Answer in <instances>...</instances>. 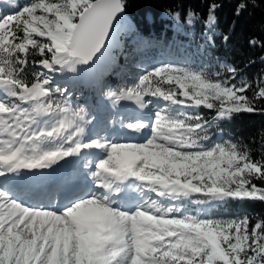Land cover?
<instances>
[{"label":"snow or ice","instance_id":"obj_1","mask_svg":"<svg viewBox=\"0 0 264 264\" xmlns=\"http://www.w3.org/2000/svg\"><path fill=\"white\" fill-rule=\"evenodd\" d=\"M250 6L236 0L235 15ZM221 7L211 0L184 22L202 23L211 42ZM125 8L29 0L0 14V264H264V217L208 215L264 202V133L256 158L239 140L213 139L235 115L264 114V74L154 65L131 85L101 87L113 107L139 110L119 128L74 106L72 87L105 56Z\"/></svg>","mask_w":264,"mask_h":264},{"label":"trees","instance_id":"obj_2","mask_svg":"<svg viewBox=\"0 0 264 264\" xmlns=\"http://www.w3.org/2000/svg\"><path fill=\"white\" fill-rule=\"evenodd\" d=\"M10 1L19 6L29 2V0H0V14L9 11L7 2ZM209 2L211 0H125L124 17L115 26L114 38L108 44L117 64L147 63L154 56V48L158 47L175 64L206 67L210 72L222 71L220 65H230L240 69L246 79L254 81L264 74V60L261 59L264 57V47H261V43H264V0H257V7L250 6L248 11L239 17L235 15L236 0H216L222 7L217 11L218 23L211 42L205 39L202 23L189 26L184 22L186 13L190 10L205 16ZM177 12L180 13V21L174 19V14ZM125 17L126 21H124ZM225 36L228 37L227 40L224 39ZM252 40L260 43L253 46L250 43ZM122 75V70L107 66L103 57L96 68L75 84L79 90H84L86 93V97L79 98L78 101L86 104L88 95L99 96L102 86L118 89L123 79ZM74 103L75 99H73ZM201 111L209 117L212 115L207 110L201 109ZM218 132L221 133L220 138L216 136ZM262 133H264V114L241 113L229 121L222 122L220 127L214 130L213 139L239 140L256 149L252 153L256 158L260 155ZM256 183L261 182L256 181ZM243 213L264 217V202L230 201L210 208L208 215L220 219Z\"/></svg>","mask_w":264,"mask_h":264},{"label":"rangeland","instance_id":"obj_3","mask_svg":"<svg viewBox=\"0 0 264 264\" xmlns=\"http://www.w3.org/2000/svg\"><path fill=\"white\" fill-rule=\"evenodd\" d=\"M12 4V3H11ZM114 38V35L112 36V38L110 39V41H112ZM153 58H150L148 60L147 63H128V62H121L120 64H117L116 58L113 56V54L110 52V50L108 49V51L105 54V60H106V65L114 68L116 70H122L123 71V75H122V81L120 83V87L126 86V85H131L134 82L138 81V77H140L141 75H143L144 70L145 69H150L152 66L154 65H159L160 63H164V62H168V63H173L172 59L164 53V51L158 47L154 48V52H153ZM175 64V63H174ZM120 72V71H118ZM74 93V97L73 99H75V103L74 106H79V107H83L85 108L86 111L90 112L92 116L95 117V123L97 125H101L102 127L105 125V122L108 123V127L111 128L112 121H116V127H119V121L123 118L124 112H121L122 114H120L119 110L122 109V107L120 108L119 106L117 107H113L111 105L110 101H107L105 99V97L100 94L99 96H92V95H88L87 97V103L86 104H82L78 101L79 98H83L86 97V93L84 90H79V88H77V86L75 85L74 87H72L71 89ZM82 100V99H81ZM128 104L131 108H135L134 105L130 104V103H124ZM108 110V111H105ZM118 110V111H117ZM130 109H127V111ZM125 111V110H124ZM136 114L135 111H131V113L129 114H133L135 116L139 115V110H136ZM130 112V111H129ZM110 113H112V117L110 118V116H107L106 119L103 118V116L109 115ZM126 116V114H124ZM130 115V117H131ZM99 121H102L101 123H99ZM125 122H128V120H125ZM118 135V132H113L111 133V136L113 139H115L117 137V139H125V136H122L121 134ZM217 138H220L221 133L218 132L216 134ZM115 137V138H114ZM133 139H139L138 136L133 137ZM216 141V140H214ZM216 142H220V141H216ZM200 206H196V205H189V208L192 209L193 211H196L199 209Z\"/></svg>","mask_w":264,"mask_h":264},{"label":"bare ground","instance_id":"obj_4","mask_svg":"<svg viewBox=\"0 0 264 264\" xmlns=\"http://www.w3.org/2000/svg\"><path fill=\"white\" fill-rule=\"evenodd\" d=\"M112 36L113 35H111V37H110V39L112 38ZM120 108L122 107V109H120L119 110V112H120V114H122L121 112H124V114H126V116L124 115V114H122L123 115V118H124V120H128L129 121V119L131 118V117H133V116H135L134 115V113L131 115V114H129V113H131V111L133 110V111H135V114H136V108H131L128 104H122L121 106H119ZM127 109H130V110H128L127 111ZM125 110V111H124ZM105 111H108V110H105ZM118 111V110H117ZM130 111V112H129ZM130 115H131V117H130ZM137 115V114H136ZM107 116V115H106ZM108 116H110V118L112 117V113H110ZM102 121H99V123H101ZM99 127H102L101 125H98ZM119 128V127H118ZM119 134H121L120 132H118V135L117 136H119ZM115 138V137H114ZM128 137L127 136H125V139H127ZM131 138H133V137H131ZM115 139H117V137L115 138ZM119 139V138H118ZM23 174L25 175V176H29V175H31V173H28L27 172V170H24V172H23ZM0 179H3V178H0Z\"/></svg>","mask_w":264,"mask_h":264},{"label":"water","instance_id":"obj_5","mask_svg":"<svg viewBox=\"0 0 264 264\" xmlns=\"http://www.w3.org/2000/svg\"><path fill=\"white\" fill-rule=\"evenodd\" d=\"M124 14H125V12H124V13L118 18V20H117L115 26L119 24V22L121 21V19L124 17ZM114 28H115V27H114ZM113 33H114V29H113L112 34H113ZM112 34H111V35H112Z\"/></svg>","mask_w":264,"mask_h":264}]
</instances>
